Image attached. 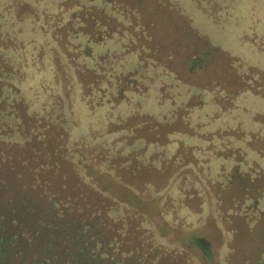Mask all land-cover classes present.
I'll use <instances>...</instances> for the list:
<instances>
[{
  "label": "rangeland",
  "instance_id": "1",
  "mask_svg": "<svg viewBox=\"0 0 264 264\" xmlns=\"http://www.w3.org/2000/svg\"><path fill=\"white\" fill-rule=\"evenodd\" d=\"M141 1L0 0V64L24 102L0 127V204L90 219L79 264H208L188 235L232 264L264 238V190L241 174L264 170V0H163L180 14ZM185 19L212 65L151 54ZM22 219L36 244L42 216Z\"/></svg>",
  "mask_w": 264,
  "mask_h": 264
},
{
  "label": "trees",
  "instance_id": "2",
  "mask_svg": "<svg viewBox=\"0 0 264 264\" xmlns=\"http://www.w3.org/2000/svg\"><path fill=\"white\" fill-rule=\"evenodd\" d=\"M136 1L138 3V6L142 4L141 0H136ZM102 3L105 4V2ZM167 3L168 2L163 0H157V3L155 4V9L157 11H159L160 9L163 10L167 9L173 12L175 11L177 13V10L171 4L168 6ZM123 4L128 8L129 5L126 2H124ZM129 9L133 10L132 8ZM163 14L160 15L159 18L163 17L164 16ZM159 18L157 17V23L158 22L161 23ZM166 25L167 24L161 23L160 28L163 29L164 26ZM168 25L171 27L172 33L173 30H175V32L180 31L179 36L173 35L170 39L165 38L164 40L157 42L153 47L149 48L152 55H154L156 52L159 53L160 55L163 54V51L166 49V46L169 48L165 50V53L168 56L169 55L171 56L173 52L177 50V48L178 49L182 48L183 49L182 53L185 55L184 57L186 58V56L188 55L189 56L188 59L189 60L191 59L190 63L189 64L187 63L191 68L200 67L201 65L199 63L205 64L203 67H207V65H209L210 63L212 65L213 52L217 51V48L212 44H210V42L206 40L204 36L198 35L196 31L189 26V23L186 19L182 23V25H180L181 27L179 30H177L178 28L177 25H175L172 22H170ZM140 26L143 27V25ZM198 42L199 45L197 44ZM183 43H187V45L192 44L190 51L184 49ZM200 44L202 46H200ZM6 62L7 61L4 62V60H2L0 64V103L2 105L0 107V127L9 125V123L5 122L4 119L12 116L11 111H17V109L14 106V103L19 100L22 103H24L21 97L18 95V91H17L18 89L9 80V77L12 74L11 72L12 70L10 66L7 65L8 62L7 63ZM215 63L218 62L216 61ZM62 130L64 132V129ZM7 134L9 133H6V135ZM258 137L259 140H257L258 144H256L257 145L256 153L259 156L264 157V136L260 137L258 134H255V138L257 139ZM254 141L255 140L253 139L251 140V142L257 143L256 141L255 142ZM237 151L240 153L239 149H237ZM230 155H233V158L236 162L241 161V158H237L234 152ZM240 156L242 157L241 153ZM55 164L56 163H54V165ZM233 170L234 172H238L235 169V167ZM241 174L242 175L244 174V180L247 181V185L261 182V190L263 192L264 170L262 168H260L257 164H252V166L247 169L246 173H241ZM247 189L248 188L245 187L244 193L242 195L243 199L250 198L247 195V191H248ZM28 200L29 199L27 197H24L23 201L25 205L21 207L20 212L24 216L27 215L28 218L36 214L37 217L41 218L42 216V226L39 227L38 230L36 229V234L42 235V246H44V248L47 250L46 252L47 261H49L51 257L57 256V254L61 256L60 260L63 261L70 258L66 253L69 251L68 249L72 244L75 245V248H73V250L78 251V257L84 255L86 250H89L88 240H90V238L93 237L92 235L93 224L91 223L90 219L81 215L79 218L73 221L64 220L57 209H54V211H52L51 208H42V210H35V208L33 207L36 205L30 203ZM23 201L21 200V202ZM13 206L14 209H18L17 207H15V205ZM235 206L236 205H232L231 207L236 208L237 206L236 207ZM227 210L232 211L231 208H228ZM233 211L236 210L234 209ZM53 212L56 213V215H53ZM261 230L264 233V225H262ZM189 243L195 246L196 248H198L204 259L208 260V262H211L213 258V251L208 240L201 237H191ZM255 245L256 246L253 247V252H254L253 254H249V255L246 254L242 256L240 259H238L237 262L233 260L234 262L232 261V264H264V238L261 241H259L258 244H256L255 242ZM90 253L92 252L90 251Z\"/></svg>",
  "mask_w": 264,
  "mask_h": 264
},
{
  "label": "flooded vegetation",
  "instance_id": "3",
  "mask_svg": "<svg viewBox=\"0 0 264 264\" xmlns=\"http://www.w3.org/2000/svg\"><path fill=\"white\" fill-rule=\"evenodd\" d=\"M4 207L0 204V264H79L78 251L73 250L74 244L66 253L70 258L63 261L57 254L47 261V250L42 246V236L37 238L38 241L34 244L21 230L20 224H26L22 219L21 208L12 207L11 210L8 208L5 211ZM82 258L85 259L84 255ZM84 262L82 260L81 264Z\"/></svg>",
  "mask_w": 264,
  "mask_h": 264
},
{
  "label": "crops",
  "instance_id": "4",
  "mask_svg": "<svg viewBox=\"0 0 264 264\" xmlns=\"http://www.w3.org/2000/svg\"><path fill=\"white\" fill-rule=\"evenodd\" d=\"M210 209H212V208H210ZM187 212V213H186ZM200 212V213H199ZM207 211H206V207H205V210H204V207L202 206L201 207V209L200 210H198V211H193V210H191V209H187V207H185L184 209H183V214H182V222H184V224H188L189 222H192L193 220H196L197 218H200L201 216H203V215H205L204 213H206ZM225 236H224V238L226 239V240H228L229 239V236L231 235V233H232V230L231 229H229L228 231H225ZM191 237H195L194 235H188V240H187V242L190 240V238ZM198 237V236H197ZM201 238H205V237H201ZM206 240H208L207 238H205ZM209 241V240H208ZM209 243H210V245H211V242L209 241ZM226 243V242H225ZM225 244H223V246H222V248H221V250H222V252H221V257H220V260H219V263L218 264H226V261H225V257L227 256V254L228 253H230L231 252V250H229L228 248H227V246H224ZM197 250H198V248H197ZM199 251V250H198ZM212 251H213V248H212ZM199 253H200V251H199ZM200 259L201 260H203L204 262H208V260H206V259H204L203 257H202V255H201V253H200ZM213 259H214V252H213V258H212V260H211V262H209L208 264H213ZM215 260V259H214ZM215 262H217V260L215 261Z\"/></svg>",
  "mask_w": 264,
  "mask_h": 264
}]
</instances>
